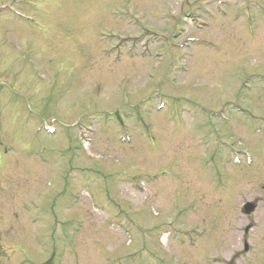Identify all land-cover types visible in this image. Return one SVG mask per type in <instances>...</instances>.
<instances>
[{
	"label": "rangeland",
	"instance_id": "1",
	"mask_svg": "<svg viewBox=\"0 0 264 264\" xmlns=\"http://www.w3.org/2000/svg\"><path fill=\"white\" fill-rule=\"evenodd\" d=\"M174 263L264 264V0H0V264Z\"/></svg>",
	"mask_w": 264,
	"mask_h": 264
},
{
	"label": "water",
	"instance_id": "2",
	"mask_svg": "<svg viewBox=\"0 0 264 264\" xmlns=\"http://www.w3.org/2000/svg\"><path fill=\"white\" fill-rule=\"evenodd\" d=\"M248 206L244 209V211L246 210V212H249L250 210H253L256 208V204L255 203H249L247 204Z\"/></svg>",
	"mask_w": 264,
	"mask_h": 264
},
{
	"label": "flooded vegetation",
	"instance_id": "3",
	"mask_svg": "<svg viewBox=\"0 0 264 264\" xmlns=\"http://www.w3.org/2000/svg\"><path fill=\"white\" fill-rule=\"evenodd\" d=\"M180 245H182V244H180ZM168 259H171V260H173V258L170 256V257H168ZM214 259V258H213ZM213 259H211L210 261H209V263H211V262H218V258H217V260L216 261H214ZM173 262H175L174 260H173ZM175 264V263H174Z\"/></svg>",
	"mask_w": 264,
	"mask_h": 264
}]
</instances>
